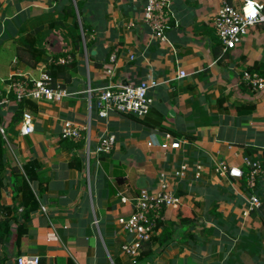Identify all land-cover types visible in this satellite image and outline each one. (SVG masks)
I'll return each instance as SVG.
<instances>
[{"label": "crops", "instance_id": "crops-1", "mask_svg": "<svg viewBox=\"0 0 264 264\" xmlns=\"http://www.w3.org/2000/svg\"><path fill=\"white\" fill-rule=\"evenodd\" d=\"M223 1L168 0L174 20L165 31L168 42H160L151 40L143 22L144 0H88L89 8H102L108 18L92 22L96 33L78 52L73 19L65 27L49 28L63 19L56 0H0V102L12 74L38 75L17 55L24 47L22 29L43 27L38 45L47 49L49 59L43 63L68 52L76 53L78 64L68 80H56L72 96L61 103L34 101L39 112L33 115L31 135H22L20 123H12L18 104L14 97L10 104L0 105V130L10 166L21 167L36 158L43 165L47 188L41 199L46 213L35 214L24 225L28 230L24 237L17 233L21 224H12L7 244L0 245V260L6 251L12 255L19 251L20 256L36 255L50 264L58 259L70 264H136L122 252L129 237L119 220L131 215L130 199L143 190H158L162 172L188 163L185 177L173 182L177 194L182 193L177 211L186 207L199 218L192 231L195 239L186 235L163 252L157 245L154 257L143 264H264L261 208L249 209L251 191L243 178L222 176L214 169L225 162L244 172L245 157L264 162V92L257 94L241 83L244 67L258 64L264 69V0H239L240 6L249 1L262 5L263 20L250 28L235 50L224 53L221 46L217 58L213 22ZM180 71L187 77L179 79ZM147 79L159 83L151 92L153 108L165 115L164 126L180 134L171 133L173 141L181 143L179 150L161 148L169 132L149 128L136 116L99 117L95 98L92 106L86 93L89 86L136 85ZM236 104H254L256 110L251 116L234 117L231 110ZM67 121L86 127L90 143L82 141L79 150L63 149L61 130ZM107 134L117 137L115 150L98 155L95 149ZM244 146L259 151L251 154ZM76 157L83 161L81 171L68 167ZM258 190L259 198H264V185ZM0 194V206L13 205L11 187ZM122 196L130 201L123 203ZM215 206L216 215L211 212ZM169 221H178L174 211L166 213L163 223Z\"/></svg>", "mask_w": 264, "mask_h": 264}, {"label": "built area", "instance_id": "built-area-1", "mask_svg": "<svg viewBox=\"0 0 264 264\" xmlns=\"http://www.w3.org/2000/svg\"><path fill=\"white\" fill-rule=\"evenodd\" d=\"M143 22L148 27L151 40L168 42L165 31L174 20V15L169 6L168 0H144ZM262 5H254L247 2L240 6L239 0H224L222 7L218 10L213 22L216 35L219 38L224 53L235 50L244 38L248 35L250 28L263 20L260 11ZM85 33L83 34L84 41ZM91 37V36H90ZM75 61L72 54L59 58L57 61L51 59L47 63L38 65L37 76L31 73L15 72L8 79V89L0 105L10 104L14 97L17 103L22 101H47L52 103H61L67 97L72 96L66 89L62 88L53 77L48 73V66L51 63L56 65H67ZM111 68L108 69V73ZM179 79L187 77L186 72H179ZM241 83L245 84L257 94L264 92V76L259 73L244 71L241 77ZM159 86L157 80L147 79L139 84L133 85H110L101 89H94L89 86L86 93L90 97L91 105L95 98V107L101 118H108L112 114L133 115L136 117H145L151 111L155 99L151 92ZM22 135H31L35 130V117L25 112L22 121L19 124ZM87 128L67 121L61 130V139L69 140L75 143L88 141L86 135ZM0 132L4 135V130ZM170 133L165 134L166 143L160 144L163 149L179 150L181 143L173 141ZM117 137L107 134L101 138L99 145L95 149L98 155H111L116 147ZM88 152L90 146L88 144ZM244 167L248 169L246 179V189L251 191L248 198L250 210H259L262 201L257 194L259 182H264V162L250 157L244 158ZM201 170V166L196 167ZM215 172L222 176H230L235 179H241L244 172L240 168H233L225 162H219L215 165ZM189 170L188 163L181 164L171 172H162L159 178L158 190L149 193L147 190L141 191L135 198L130 199L133 202V211L127 218H121L119 223L123 228L124 234L129 237L122 245V252L127 257L135 258L140 254L142 244L150 241L157 235L156 229L159 222L166 220V213L179 209L182 204L181 197L177 194L178 185L173 179H183ZM126 196L121 197L123 203L129 202ZM42 211L46 212L42 207ZM17 264H50L42 263L41 258L36 255H21L17 259Z\"/></svg>", "mask_w": 264, "mask_h": 264}, {"label": "trees", "instance_id": "trees-1", "mask_svg": "<svg viewBox=\"0 0 264 264\" xmlns=\"http://www.w3.org/2000/svg\"><path fill=\"white\" fill-rule=\"evenodd\" d=\"M56 2V9H59L63 13V19L50 23L49 28L54 29L57 26L65 27L67 21L70 18L73 19V26L78 32V36L74 38V45L78 52L83 51V34L85 33L86 40H88L91 35H95L97 29L92 22L101 21L102 18L104 19L106 17V14H103L102 8L95 6L89 8L86 5L88 0H56ZM42 31V26L35 28L31 32H27L25 29H22L24 47L22 48V54L19 53L20 50L18 48L19 51L17 52V55L19 59H21L22 63H24L25 66L31 70H36L38 65L49 60L47 49L39 47L38 45ZM216 39L217 41L214 44L213 51L215 53V56L218 58L221 53V42L219 38L216 37ZM67 54L68 52H63L61 54L52 56V59L55 62L59 58L65 57ZM71 54L73 56H76V53ZM54 62L48 66L47 71L53 77V81L55 84L58 78H64L68 80L71 72H76L78 70V64L76 60L70 64L63 66L56 65ZM243 69L246 71L256 72L261 76H264V69H262L258 64L254 67H244ZM241 74L243 75V73ZM153 107L147 116L143 118L133 117L138 122L149 128H158L162 132H169L170 134L172 133L175 136H180L179 133L173 132L172 130L164 126L163 123L165 121V115L159 109H155ZM226 109L227 108L223 110ZM255 110L256 106L254 104H236V106L231 110V114L234 117H246L251 116ZM25 112H29L32 115L36 116L39 112L38 105L34 103V101H22L18 103L12 123L19 124L22 121L23 114ZM83 145L84 142L82 141L79 143H75L69 140H61V146L63 149L79 150L83 148ZM245 149L248 152H251V154H256L259 151L258 148H254L252 146H247ZM68 167L70 169L81 171L83 168V161L81 157L74 158L73 161L68 163ZM42 172L43 165L36 158L30 159L21 167H11L6 155V142L0 132V191L2 189L11 187L13 192V205L0 206V214L5 217L4 219H0V245L4 246L5 244H7V241L11 234L12 224H21L17 228V233L20 231L21 236L24 237V235H28V230L24 225L31 222L35 214L39 212L46 213L41 209L42 195L47 190V188H45L43 184L45 182V178ZM247 173L248 170H245L242 179L244 187L246 185ZM261 183L262 182H259L258 184L259 188L260 185H264V183ZM258 189L257 194L259 192ZM178 195H182V193L180 192L178 193ZM261 199L263 201L259 214L264 222V198L262 197ZM180 209L181 210L179 211H177L178 209L174 210L175 216L178 219L177 222L169 221L167 223H158V227L156 229V232L158 234L152 237L150 241L142 244L141 247L143 249H141L140 254L136 257V264H143L151 260L155 255L154 247H156L157 245L159 246V252H163L172 244L185 238L186 235L188 236V238L195 239V235L192 233V231L197 226L199 218L197 217V214L191 209H188L186 207ZM211 212L216 215V206L211 210ZM21 247L22 243L17 245V248L19 250ZM20 253L21 252L18 251L16 254L12 255L11 253L9 254L8 251H6L4 257L0 260V264H10L9 261L14 260V264H17V259L20 256ZM41 262L46 263L42 259ZM52 264L70 263L67 259H58Z\"/></svg>", "mask_w": 264, "mask_h": 264}, {"label": "water", "instance_id": "water-1", "mask_svg": "<svg viewBox=\"0 0 264 264\" xmlns=\"http://www.w3.org/2000/svg\"><path fill=\"white\" fill-rule=\"evenodd\" d=\"M173 112H170V114H172Z\"/></svg>", "mask_w": 264, "mask_h": 264}, {"label": "bare ground", "instance_id": "bare-ground-1", "mask_svg": "<svg viewBox=\"0 0 264 264\" xmlns=\"http://www.w3.org/2000/svg\"><path fill=\"white\" fill-rule=\"evenodd\" d=\"M143 249V248H142Z\"/></svg>", "mask_w": 264, "mask_h": 264}, {"label": "rangeland", "instance_id": "rangeland-1", "mask_svg": "<svg viewBox=\"0 0 264 264\" xmlns=\"http://www.w3.org/2000/svg\"><path fill=\"white\" fill-rule=\"evenodd\" d=\"M37 69V68H36Z\"/></svg>", "mask_w": 264, "mask_h": 264}]
</instances>
